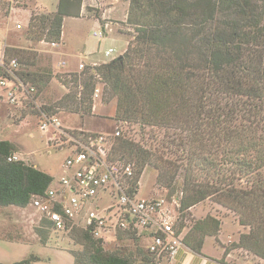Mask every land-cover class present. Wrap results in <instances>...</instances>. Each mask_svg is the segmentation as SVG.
Masks as SVG:
<instances>
[{
    "label": "trees",
    "instance_id": "obj_1",
    "mask_svg": "<svg viewBox=\"0 0 264 264\" xmlns=\"http://www.w3.org/2000/svg\"><path fill=\"white\" fill-rule=\"evenodd\" d=\"M128 1L127 24L134 34L125 52L104 64L63 75L60 82L72 91L54 105L38 109V116L67 111L85 118L92 114L96 87L103 84V93L116 100V121L155 129L157 144L150 149L124 135L114 140L115 158L134 165L133 183L149 166L157 171V184L166 188H173L182 176L183 218L206 200L215 201L233 211L239 225L248 230L231 248L224 247V256L241 250L264 260V4ZM82 3L58 0L54 14L32 13L27 40L60 42L65 20L79 18ZM30 54L7 46L4 50L7 61H19L21 78L36 88L38 96L55 76L51 68L25 70L23 66L34 65ZM15 153L14 142L0 140V207L24 209L33 196L46 192L54 177L25 161L9 162ZM167 153L175 154L177 161L166 158ZM38 224L36 233L46 243L55 231L45 219ZM221 224L211 215L195 220L183 244L202 254L207 238L218 239ZM69 235L83 247L82 255L71 253L74 264H134L129 257L107 253L89 231L75 228ZM122 235L134 240L142 264L165 262L140 239ZM39 260L31 255L13 264Z\"/></svg>",
    "mask_w": 264,
    "mask_h": 264
},
{
    "label": "rangeland",
    "instance_id": "obj_2",
    "mask_svg": "<svg viewBox=\"0 0 264 264\" xmlns=\"http://www.w3.org/2000/svg\"><path fill=\"white\" fill-rule=\"evenodd\" d=\"M12 0H0L3 4L0 8V53L2 41L7 36L9 44L19 47H10L18 52H30L33 66H23L25 70L36 72L51 68L55 78L52 82L35 98L36 104L26 103L23 106L11 105L6 97L5 91H0V140H9L17 145L20 156L27 164H35L42 170L51 174L55 179L64 176L63 165L66 159L71 155L70 150L54 148L49 142L53 128L47 134H43L40 128L42 117L37 112L42 107H49L58 102L67 93L72 91L65 87L59 79L68 71H82L79 63L83 62L85 67L90 66L92 62L101 65L110 60L121 56L126 50L129 41L132 39L130 34H134V29L127 24L129 1L128 0H83L82 10L79 18H68L64 22L62 33L64 40L62 46L53 47L51 43L40 42L31 43L27 40L26 31L32 13L38 15H51L57 11L58 0H24L18 4L19 10L11 15V21H8L9 11H7L9 2ZM264 4V0H258ZM110 22L112 31L102 41L93 36V32ZM21 23L23 28L17 29L16 24ZM58 42V44H60ZM113 48L115 53L111 57L105 56V51ZM59 52L69 54L63 56ZM17 56L19 53L14 52ZM91 53V56L88 54ZM80 54H84L80 56ZM1 57V55H0ZM60 62H67L65 67H59ZM61 77V78H60ZM102 91L100 99H97L95 109L92 114L81 118L79 115L67 111H61L57 114L64 129L80 130L85 133L114 135L116 130L120 131L121 136H126L134 142L139 143L145 148L155 146L157 141L153 138L155 129L141 128L135 124H127L115 120L116 100H109V95L103 93V84H100ZM2 98V99H1ZM34 108H33V107ZM158 141L161 140V134L156 133ZM168 141L169 139H165ZM166 158L177 161L178 157L167 153ZM264 174V169H263ZM182 176L178 178L173 188H166L157 184V171L149 166L145 169L140 181L139 198L151 199L165 197L169 192L179 194L182 191ZM172 194V195H173ZM200 215L205 218L207 215L218 217L221 221L226 216L233 217L238 221V216L229 209L223 208L215 201L206 200L199 204ZM41 215L35 208H18L15 206L0 207V263L13 264L23 259L36 255L39 261L33 264H74L71 253L82 255L83 247L70 240L69 234L51 232L47 236L46 243L36 233L39 226ZM191 222L190 229L196 217L192 213L187 217ZM201 218V219H202ZM122 235V234H121ZM120 235V236H121ZM107 237L103 248L107 253L119 254L129 257L134 264H142L140 261L142 255L138 253L137 246L131 238ZM123 236V235H122ZM232 241L221 243L218 239L208 238L206 240V249H213L216 245L224 248H231L238 238V227L227 223L223 228V238ZM152 242L151 237H142L140 244L146 249ZM248 254L244 251L236 250L233 252L232 262L242 261ZM249 257H253L249 255ZM84 261V256L82 257ZM163 263V261H162ZM161 263V264H162Z\"/></svg>",
    "mask_w": 264,
    "mask_h": 264
},
{
    "label": "built area",
    "instance_id": "obj_3",
    "mask_svg": "<svg viewBox=\"0 0 264 264\" xmlns=\"http://www.w3.org/2000/svg\"><path fill=\"white\" fill-rule=\"evenodd\" d=\"M23 1L12 0L7 11H13ZM17 27L22 28L21 23ZM111 31L110 22H106L93 32V36L102 41ZM51 46L59 44L54 42ZM5 47L0 57V91L6 92L11 105L36 104V88L21 78L16 58L5 59ZM115 52L110 48L105 51V56L109 58ZM84 67L81 62L79 68ZM101 91L98 85L93 93L94 109ZM41 117L43 134L54 129L49 142L54 148L70 150L71 155L63 165L64 176L54 178L43 195L32 198L30 206L40 213V220L45 219L57 233L69 234L80 228L102 242L120 234H131L137 239L151 237L150 252L164 261L172 260L184 245L183 238L191 222L187 217L183 218L181 212L183 192L159 198H139L141 179L133 183L134 165L116 159L113 154L114 140L121 136L120 131L116 130L110 136L85 133L64 129L57 114L50 116L43 112ZM8 161L24 159L20 153H15Z\"/></svg>",
    "mask_w": 264,
    "mask_h": 264
},
{
    "label": "crops",
    "instance_id": "obj_4",
    "mask_svg": "<svg viewBox=\"0 0 264 264\" xmlns=\"http://www.w3.org/2000/svg\"><path fill=\"white\" fill-rule=\"evenodd\" d=\"M19 9L20 8L17 7L13 11H10L9 16H8V21L9 22L11 21L12 13L15 12L16 10H19ZM17 25H18V23L16 24V27H17ZM21 26H22V24H21ZM22 28H23V26H22ZM22 28H20V29H22ZM17 29H19V28L17 27ZM0 36H1V33H0ZM1 40H3V41H2V49H1L0 55H2V51H3L4 46L19 47L17 45L9 44L7 36H5ZM63 40H64V34H62V39H61V43L59 44V47L62 46ZM59 53L61 55H63V56H68L69 55V54H66L64 52H59ZM83 55L84 54H80V56H83ZM91 55H92L91 53L88 54V56H91ZM62 63L63 62L59 63V67H63ZM80 63H79V65H80ZM93 64H97V63L96 62H92L91 65H93ZM66 65H68L67 62H66ZM68 72L75 73L77 71H75V70L72 71L71 70V71H68ZM35 167L39 168L36 164H35ZM42 171H44V170H42ZM44 172H46V171H44ZM49 175H51V174H49ZM190 212L192 213L193 217H196L197 219H201L202 218L201 215H200V206L199 205L193 207L190 210ZM227 223H231V224H233V226L238 227V238L236 240H234L235 242H238L239 236H240L241 233H245V232L248 231L244 227L240 226L239 222L236 221L233 217H231L229 215L226 216L225 218H223V221H222V224H221V231L219 233V240L223 244L232 241V239L230 237H229L228 241L223 238V228L225 227V225ZM205 244H206V241H205ZM232 256H233V253L228 254L227 256H224V248H222V247H220L218 245H216V247H214L211 250L206 249V246L204 245V248L202 250V254L194 253L188 247L183 245L179 249L178 253L176 254V256L172 260L165 261L162 264H233L234 262H232V259H231V258H233ZM235 262H236L235 264H264V260H261V259H259L257 257H254V256L253 257H249V255H247L245 258H243L242 261H235Z\"/></svg>",
    "mask_w": 264,
    "mask_h": 264
}]
</instances>
